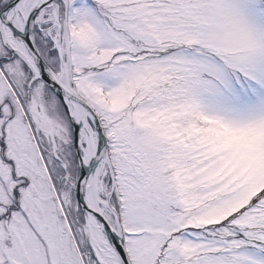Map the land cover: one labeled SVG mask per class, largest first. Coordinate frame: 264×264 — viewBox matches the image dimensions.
Masks as SVG:
<instances>
[{
  "label": "snow or ice",
  "instance_id": "snow-or-ice-1",
  "mask_svg": "<svg viewBox=\"0 0 264 264\" xmlns=\"http://www.w3.org/2000/svg\"><path fill=\"white\" fill-rule=\"evenodd\" d=\"M0 264H264V0H0Z\"/></svg>",
  "mask_w": 264,
  "mask_h": 264
}]
</instances>
